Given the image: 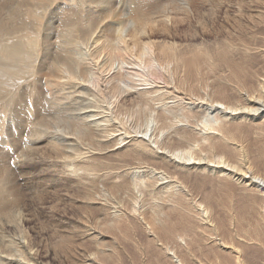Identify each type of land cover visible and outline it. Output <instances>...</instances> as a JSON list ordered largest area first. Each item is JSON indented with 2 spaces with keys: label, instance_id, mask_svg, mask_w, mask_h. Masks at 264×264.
Wrapping results in <instances>:
<instances>
[{
  "label": "bare ground",
  "instance_id": "6f19581e",
  "mask_svg": "<svg viewBox=\"0 0 264 264\" xmlns=\"http://www.w3.org/2000/svg\"><path fill=\"white\" fill-rule=\"evenodd\" d=\"M47 1L49 4L55 2V0ZM146 2L147 0H77L75 4L66 9L68 14L57 20L63 28H67L56 34L63 36V40H57L61 52L52 58L54 67L49 68L48 72L54 77L61 80L66 78L73 83L86 81L93 86L100 84V88H102V81L103 90L96 91L107 101L106 103L102 100L106 106L109 104L111 108L113 107L115 113H124L134 124L137 133L145 130L150 132L154 138V143L157 145L151 146L150 140L145 137L136 135V137H132L131 135L133 138H130L131 143L122 152L125 165L116 168L117 170L106 165L103 169L97 168V159L89 153L88 155L85 153V157L79 161L76 157L71 158L69 165L77 174L78 180H84L83 185H86L84 186L81 206L71 205V208L84 210L82 217H80L81 215L78 217L84 224H79L83 228V235H81L97 243L99 238L95 237L92 231L97 227L98 229L110 230L115 235L117 233L114 232L117 231L119 233L116 236H120L121 233L122 239H129L127 229L121 225L120 221L121 214L123 215L124 212L117 209L110 211L108 207L107 201L110 194L114 197L119 196L121 203H126L124 210L130 213L129 216L133 220L130 225L131 229H134L136 224L143 223L147 230L154 234L155 238L158 237L159 233H162L164 238L172 240V243L173 241L177 243L180 236L187 238L186 245L181 246L177 243L179 248L172 253L173 257L177 258L178 264H264V200H260L261 198L258 200L252 196V194L264 196V10L251 3L247 14L237 11L233 16L234 23L236 22L241 28L248 29V31H233L240 34L238 43L227 40L228 42H225V46L222 47V52L227 55L229 51L238 49L246 56L250 53H257L259 58L254 56L251 59V66L244 67L237 62L233 63L234 61L230 64L233 74L237 75L235 78L239 80L237 83L235 81V84L232 83L235 94H230L231 101L228 100L230 102L225 104V111H221L223 112L220 114L223 118L222 121L217 118L215 125L203 122L205 128L213 130L216 128L217 135L203 133L201 153H208L211 158L206 160L203 157L202 161L204 162H196L195 160L199 158L195 156L196 153L191 151V145L197 139L194 126L200 117L199 110L194 108L195 112L187 111L188 127H179L169 117L165 108L151 106L149 99L145 96L146 93L139 92L136 94L135 100H127V96L121 97L126 91L120 85L124 75H122L123 71L119 70V65L125 64L126 67L129 57L140 58L146 50L150 57H153L155 50H157L155 56L158 58L169 59L172 57L171 46L161 44L163 46L159 47L150 40H144V38L150 37V32L152 34L154 31H152V26L150 31L145 28L146 18L136 16L139 25L131 30L127 29L128 20L123 18L125 16L124 9H130L132 5L139 8ZM25 4L27 3H20L15 0H3L0 3V103H4L5 107L12 110L10 117L21 119L18 122L21 129L24 122H28L24 112L30 107L31 100H34L37 115L40 118L38 123L43 126L42 129L44 130L48 123L44 120L42 110L40 111L39 108L37 82L29 86L26 85L19 92L13 87L19 74L30 72L28 61L36 57L35 54H37V46L39 45L38 33L22 39L15 38L29 25L20 14L19 17L16 15L18 8H22ZM31 5L35 7L32 10L36 13V9L41 8L38 4ZM162 5L165 7V3ZM49 6L46 4L44 8L48 9ZM159 6L156 3L152 6V10L157 11L160 9ZM245 18L249 21H246ZM16 20L17 22H15ZM53 21L56 19H50L48 25ZM77 45H84L83 53L74 51V46ZM53 49H45L44 54H42L48 57L49 54L56 52ZM155 59L154 57L153 62L156 65ZM116 60L121 64L116 66ZM117 61L116 63H118ZM153 71L154 68L151 72ZM136 75L138 74L136 73ZM141 76L143 77V74ZM145 77L144 75L142 79ZM19 78L21 79V77L17 79ZM146 78L148 79V77ZM156 78L158 79V77ZM151 84H153V80ZM153 93L154 91H152ZM107 96L114 98L113 101L108 102ZM119 97L122 100H119ZM160 97L157 99L158 101ZM164 102H166L165 99ZM160 103L158 102L159 105ZM29 112L31 111L29 110ZM97 112L99 114V111ZM93 117L95 118V116ZM81 122H68L74 128L73 133L77 134L79 139L88 140L90 147L108 148V144L103 143L104 136H108L113 128L109 126L108 122L102 125L99 121L100 123L97 125H102L101 127L98 126L100 130L97 126V128L95 126L91 128L92 126L89 127ZM170 128H173L170 135L160 140L158 134ZM124 138L125 136L121 137V140ZM8 139L10 138H7L6 141ZM48 142L47 150L50 153L61 156V152H67V143L64 144L56 139ZM110 143L114 142L110 141ZM118 143L120 144L122 141ZM16 146L18 149V144ZM32 147L30 145V149ZM36 147L34 150L38 151ZM30 149L29 152H31ZM9 158L8 152L0 150V264H94L97 262L96 257L100 253L102 256L108 255L104 254L105 250L100 242L97 243L94 250L83 249L79 242H74L73 238L77 237L80 228L78 224L72 222V230H69V233H63L64 230L60 223H53L54 228H49L45 226L46 224H42L36 218L37 216L32 215L30 207L36 197H28L22 188L14 184L12 181L14 177L11 175L9 167ZM143 167L145 169L140 170ZM111 169L113 171H110ZM98 170H101L102 173L96 177L95 173ZM192 171L204 174L203 180L210 187L205 188L202 185L204 191L198 190L201 187L193 185L191 182L190 174ZM99 180L104 185L102 190L97 187ZM188 185H193L196 190L189 188ZM230 185H236L234 189H237L239 193H247L248 190L253 191L251 197L248 195L250 199L245 197L244 200L234 204L231 197L234 189L229 190ZM199 192H201V199L195 200ZM154 193L159 194L162 206L144 207L145 194L152 196ZM123 195L126 196L125 200ZM42 198H39L40 203L53 210L62 208L61 206L64 207L68 201L66 198L62 200L58 198V201L46 205L45 203L51 199L49 200V197L44 195L47 200L44 202ZM237 198L240 199V196ZM92 199H102V203L96 206V210L92 211L86 204L82 206V203ZM163 205L171 213H176L178 218L176 221L166 222L165 217L167 215ZM65 222L71 224L70 221ZM128 223L130 224V222ZM36 224H39V229H36ZM159 251L163 253V256L164 253L166 256L169 255L164 250ZM76 254L81 256L80 262L70 259ZM160 264L162 263L160 262Z\"/></svg>",
  "mask_w": 264,
  "mask_h": 264
},
{
  "label": "rangeland",
  "instance_id": "374dc122",
  "mask_svg": "<svg viewBox=\"0 0 264 264\" xmlns=\"http://www.w3.org/2000/svg\"><path fill=\"white\" fill-rule=\"evenodd\" d=\"M2 1L3 0H0V3ZM15 1L27 3L22 8H18L16 15L19 17L20 14V16L23 17L22 19L29 23L28 28L22 30L19 36L16 35L15 38L22 39L24 37L34 36L35 33H38L39 45L37 46L38 51L37 54H35L36 57H33L31 61H28L30 64V72L19 74L17 78L21 77V79L16 78V83L14 82L15 86L13 87H15L14 89L16 91L18 90L17 92H19L21 89H24L26 85L29 86L32 83L37 82L38 85L36 84V89L38 88V91L41 89L40 92L36 90L37 98L40 100V107H38L40 108V111L42 110V116L45 118L44 120L48 123V125L47 127H44L43 130V126L38 123L40 118L37 115V109L34 100H31L30 107L24 112L28 118V122H24V125H22L21 129L18 126V122L21 119L10 117L12 110L5 107L4 103H0V150H4L10 154L9 167L11 170V175L14 177V179H12L14 184L22 188L28 197H36L35 201L32 202L30 207V213L32 215L34 214L35 217L37 216L36 218H38L42 224H46L45 226H48L49 228H54L53 223H60L64 230L63 233H69V230H72V222L74 224L84 225L81 223L82 220H79L78 218L80 215V217H82V211L84 210H78L74 207L71 208V205L81 206L80 204L83 200L84 186H86L83 185L84 180H78L77 174L73 172L72 167L69 165L71 158L76 157V159L79 161V159L85 157V153L86 155L89 153V155H92L97 159V168L103 169V167L106 165L113 170H117L119 167L125 165L122 152L131 143L130 140L133 139L132 137H145L146 139L150 140V144H152L151 146L157 145L154 143V138L151 136L150 132H146L145 130L144 132L137 133V129H135L134 124L131 123L124 113H115L113 111V107L111 108L109 104L106 106L107 101L97 94L99 89L103 90L104 88L102 81V88H100V84L93 86L86 81L73 83L66 78L61 80L60 78L52 76L48 72L49 68L51 69L54 67V60L52 58L57 56V53L61 52V49L58 47V41L63 40V36H57L56 34L67 28H63V26L57 20L66 16L68 14L66 9L68 7L70 8V5L72 6L75 4V1L77 0H55V2L51 4H49L47 0ZM156 3L160 5V9L154 11L152 10V6ZM162 3H165V7L162 5ZM251 3L257 8L264 10V0H147L143 6L139 7L140 9L135 8L133 7L134 5H132V8H125L123 11L125 14L123 18L128 20V30H131L133 27H137L139 25L138 21L136 20V16L139 18L141 16L144 19L146 18L145 28L150 31V27L152 26V31H154L152 34L150 32V37L144 38V40H150L159 47L163 45L171 46L172 57L169 59H162L161 57L158 58L155 56L157 50H155L153 57H150L147 50V53L144 51L142 54L143 56L141 55L140 58H136L135 56L129 57L127 59L128 61L126 67L125 64L121 66L119 65V70H122V75H124L122 82L120 81L121 83H119L126 91L124 95H121V97L123 98V96H127V100H135L137 97L136 94L139 92L142 94L146 93L145 96L149 99L151 106L154 108H157L156 106L159 108H165L169 117H171L179 127H188V121L186 118L187 111L190 110L195 112V110H199L200 117L196 120V125L194 126V129H196L194 131L197 139H195L193 141L194 143L191 145V151H193L194 154L196 153L195 156L197 158H201L200 160L196 159V162H204L202 161L203 157L206 160L209 157L211 158V156H209L210 154L204 152L201 153L203 145V133L213 134L214 136L217 135L216 128L214 130L205 128L203 126V122L205 121L206 123H212L215 125L217 122L215 120H217V118L222 121L223 118L220 114L225 111V104L231 101L230 94H235L232 89V83L235 81L237 83L239 80L235 78L237 75L233 74L230 64L234 61L233 63L237 62L242 64L244 67L251 66V59L254 56L259 58V54L257 53H250L246 56L245 53L239 51L238 49L229 51L227 55H224L222 52V47L226 44L225 42L232 41L236 44L238 43V36H240V34H237V32L233 31H248V29L241 28L236 22L234 23L235 20L233 16L237 11L247 14ZM31 4L40 5L41 8L39 9L38 7V9H36L37 13L33 12L32 9L34 6ZM46 4L50 5L48 9L44 8ZM25 12H28V14H25ZM50 19H56V21H53L48 25V21ZM245 20L249 21L247 18H245ZM15 22H17V20ZM50 48H54L53 50L56 52L49 54L48 57L44 56L43 54L45 49ZM84 48V45H77L76 47L74 46V51L83 53ZM154 57L156 58L155 61H157L156 65L153 62ZM116 61V66L117 64H121V62L117 61L118 63H116ZM153 68L154 71L151 72ZM136 73L138 75H136ZM142 74L143 77L145 75L148 77V79L146 77L142 79ZM155 76L158 77V79ZM152 80L153 84H151ZM90 88L92 90L94 89V92ZM145 90L148 91L145 92ZM152 91H154L153 94ZM176 93L179 94L177 95ZM93 95L96 96L93 97ZM132 96L133 98H131ZM121 97H119V100H122ZM159 97L160 99L158 101L157 99ZM107 98L109 99H107L108 102H111L114 99L111 97L109 98L108 96ZM154 98L156 99L154 100ZM164 99L166 102H164ZM102 100H104L106 103ZM161 100H163L162 103H160ZM179 100L182 104L178 102ZM186 104L188 105L186 106ZM29 110L31 112H29ZM97 111H99V114ZM93 116H95V118ZM74 121H82L81 123L89 127L92 126L91 128L94 126L101 127L103 123L105 124L108 122V124H110L109 126L111 128L113 127L109 132L111 135L108 134V136H104L103 138V143H107L108 148L100 149L95 146L90 147L88 140L84 141L79 139L77 134L73 133L74 128L68 124V122L74 123ZM95 121H97V123H95ZM99 121H101L102 125H97L100 123ZM111 123L113 124L111 125ZM116 124L118 127L115 126ZM100 127H98V130H100ZM118 128L119 130L117 131ZM153 128L154 125L152 126V130ZM172 130L173 128H170L160 132L158 134V138L161 140L166 136L168 137ZM119 131L122 132L120 133ZM124 136V140H121V137ZM7 138L10 139L6 141ZM53 139L59 140L64 144L67 143V152H61V156L50 153L47 150L49 143L48 141ZM109 140L114 143H110ZM117 141H122V143L119 144ZM17 144L18 149L16 146ZM30 145L31 147L33 146L31 149ZM35 147L38 148V151L34 150ZM29 149L31 152H29ZM90 150L91 152H89ZM20 151L21 153H19ZM119 159L122 160L119 161ZM191 161L193 162V160ZM112 169L110 171H113ZM143 169H145V167L140 168V170ZM101 173L102 171L98 170L97 173H95L96 177L100 176ZM203 177L204 174H200V172L196 171H192L190 174L192 184L199 185L201 189L198 190L201 191H204L202 189V185H204L203 187L205 188L210 187L204 182ZM193 185H188V187L194 188ZM234 186L236 185H230L229 190L234 189ZM97 187L101 190L104 188L101 180H99ZM195 190L196 189L194 188V191ZM248 192L239 193L237 189H234L231 193L232 202L236 204L237 201H242L245 199V197L248 198L253 193V191L250 192L249 190ZM107 194H109V192H107ZM44 195L47 198L49 197V200L51 199V201L45 203L46 205H51L52 203L58 201V198H61V200L66 198V200H68L66 201L67 205L64 204V207L61 206L62 208L57 210H53L51 208L49 209L40 203V197H43L42 199L44 202L47 201L44 198ZM200 195L201 192H199L196 197L194 196L196 198L194 199L200 200ZM260 195L261 194H259V196ZM123 196L121 197L123 198ZM237 196H240V199H238ZM252 196L258 200L259 198H261L260 200H264V196L259 197L254 194H252ZM144 197V207L149 208L158 207L159 205L162 206L159 194L154 193L152 196L145 194ZM108 198L109 199L107 202L109 204L108 207L110 211L117 209L124 212L123 215L121 214L120 221L121 225L127 229V236L129 239H122L121 233L120 236H116L119 233L117 231L114 232L117 233L115 235L112 234L110 230L107 231L104 228L98 229L97 227H93L95 228L92 229L93 235L99 238L98 242L101 243V246L105 250L104 254H108L106 256L103 255L104 257L100 255L101 253L97 255V262L94 264H158V262L159 264L160 262L162 264H178L177 258L173 257L172 253L173 251L178 250L179 247L177 246V243L181 246L186 245V237L180 236L178 237L177 243L174 241L172 243V240L164 238L163 235H161L162 233H159L158 237L155 238L154 234L150 233L143 223H138L134 229H131L130 225L131 222L133 223V220H131V217L129 216L130 213L124 210V204L126 203L124 201V204L121 203L119 196L114 197L113 195L109 194ZM125 198L126 196L123 199L125 200ZM101 200L102 199H92L85 201L82 203V206L86 204L87 207L94 211L97 208L96 206H98L99 203H102ZM71 201L76 202L72 203ZM194 202H192V204H194ZM163 207L167 215L165 217L167 223H170V221L174 222L178 219L176 213H171L164 205ZM65 221H70L71 224H67ZM128 222H130V224ZM82 225H79L80 228L78 235L77 237H74L75 239L73 238V240L75 243L79 242L80 247L83 249L94 250L98 242L95 243L94 240H91L88 237H82ZM35 226L37 227L36 229H39V224H36ZM77 238L79 239L77 240ZM161 247H163V249H160ZM159 250H164V252L168 253L169 255L166 256L164 253L163 256V253ZM70 259L73 261L77 260L78 262L82 260L81 256L78 254L71 256Z\"/></svg>",
  "mask_w": 264,
  "mask_h": 264
}]
</instances>
